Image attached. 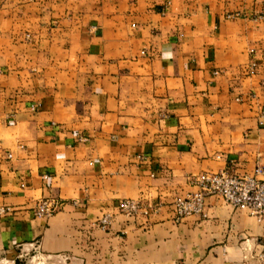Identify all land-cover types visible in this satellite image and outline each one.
<instances>
[{
	"label": "crops",
	"instance_id": "crops-1",
	"mask_svg": "<svg viewBox=\"0 0 264 264\" xmlns=\"http://www.w3.org/2000/svg\"><path fill=\"white\" fill-rule=\"evenodd\" d=\"M257 165L264 0H0V255L246 264L264 221L210 196L176 223L171 203ZM48 198L63 207L36 217ZM126 199L159 209L126 217Z\"/></svg>",
	"mask_w": 264,
	"mask_h": 264
},
{
	"label": "built area",
	"instance_id": "built-area-1",
	"mask_svg": "<svg viewBox=\"0 0 264 264\" xmlns=\"http://www.w3.org/2000/svg\"><path fill=\"white\" fill-rule=\"evenodd\" d=\"M230 15L228 19L237 18ZM255 66L250 65L248 73L253 74ZM193 191L184 197H175L171 203L174 222L179 223L191 215H201L205 199L216 196L235 210L247 211L249 216L257 221H264V165H257L253 175H234L223 170L219 172H205L194 176L189 181ZM63 203L54 198L42 199L37 202L33 210L39 218H50L61 210ZM159 205L145 206L136 200H122L118 204V211L126 217L146 216L155 213ZM7 207H0V219L10 213ZM111 217L104 214L98 221L105 229L110 224Z\"/></svg>",
	"mask_w": 264,
	"mask_h": 264
},
{
	"label": "rangeland",
	"instance_id": "rangeland-1",
	"mask_svg": "<svg viewBox=\"0 0 264 264\" xmlns=\"http://www.w3.org/2000/svg\"><path fill=\"white\" fill-rule=\"evenodd\" d=\"M0 264H74V261H58L56 258H47L36 254H28L17 260L15 256L3 254L0 255ZM246 264H264V247L252 252Z\"/></svg>",
	"mask_w": 264,
	"mask_h": 264
}]
</instances>
